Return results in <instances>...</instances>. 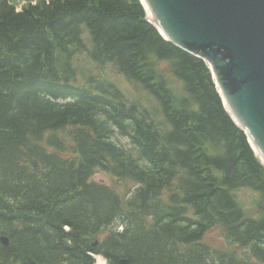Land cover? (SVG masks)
Returning <instances> with one entry per match:
<instances>
[{
  "label": "trees",
  "instance_id": "obj_1",
  "mask_svg": "<svg viewBox=\"0 0 264 264\" xmlns=\"http://www.w3.org/2000/svg\"><path fill=\"white\" fill-rule=\"evenodd\" d=\"M2 235L0 264H264V166L140 0H0Z\"/></svg>",
  "mask_w": 264,
  "mask_h": 264
},
{
  "label": "water",
  "instance_id": "obj_2",
  "mask_svg": "<svg viewBox=\"0 0 264 264\" xmlns=\"http://www.w3.org/2000/svg\"><path fill=\"white\" fill-rule=\"evenodd\" d=\"M141 1L167 40L208 62L228 112L264 165V0Z\"/></svg>",
  "mask_w": 264,
  "mask_h": 264
},
{
  "label": "rangeland",
  "instance_id": "obj_3",
  "mask_svg": "<svg viewBox=\"0 0 264 264\" xmlns=\"http://www.w3.org/2000/svg\"><path fill=\"white\" fill-rule=\"evenodd\" d=\"M93 66V65H92ZM100 67V68H98ZM94 69H92V71L96 72V74H100L104 77H107L109 79H111L112 81H115L119 84H121L122 86H126V82L124 80V78L122 76H120L119 74H116L112 69L113 67L110 65V64H107V65H104V66H93ZM122 142H125L124 139H120ZM95 180H98V181H102V182H105V183H108V184H112V183H115V181H113L114 179H112V177L107 174L106 172L104 171H100V172H97L94 177H93ZM116 184V183H115ZM125 185H129V186H132L131 184H125ZM123 188H119V191L120 192H123L122 190ZM134 189V187H133ZM132 189V190H133ZM131 191V190H130ZM244 197L246 199H248L249 201H251L253 199V196L250 195V192H247L245 191L244 193ZM213 235H216L217 233L214 232L212 233ZM96 259H97V256H96ZM105 259L103 257H101V262L100 264H105Z\"/></svg>",
  "mask_w": 264,
  "mask_h": 264
},
{
  "label": "bare ground",
  "instance_id": "obj_4",
  "mask_svg": "<svg viewBox=\"0 0 264 264\" xmlns=\"http://www.w3.org/2000/svg\"><path fill=\"white\" fill-rule=\"evenodd\" d=\"M141 1V0H140ZM141 3H142V1H141ZM143 4V3H142ZM150 23H152L151 21H149ZM153 24V23H152ZM154 25V24H153ZM156 28H157V26L156 25H154ZM157 30L159 31V29L157 28ZM160 32V31H159ZM161 34V33H160ZM162 35V34H161ZM216 82V81H215ZM118 128V127H117ZM120 129V128H119ZM134 168V167H133ZM123 169V168H122ZM97 256V259H96V264H100V262H101V257L102 256H99V255H96ZM102 264V263H101Z\"/></svg>",
  "mask_w": 264,
  "mask_h": 264
}]
</instances>
